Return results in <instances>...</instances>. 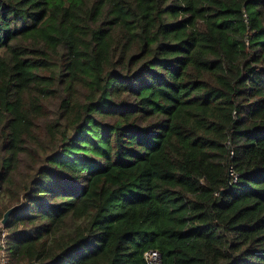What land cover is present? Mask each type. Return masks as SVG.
Instances as JSON below:
<instances>
[{"label": "trees", "instance_id": "1", "mask_svg": "<svg viewBox=\"0 0 264 264\" xmlns=\"http://www.w3.org/2000/svg\"><path fill=\"white\" fill-rule=\"evenodd\" d=\"M2 231L7 264H264V0H0Z\"/></svg>", "mask_w": 264, "mask_h": 264}, {"label": "built area", "instance_id": "2", "mask_svg": "<svg viewBox=\"0 0 264 264\" xmlns=\"http://www.w3.org/2000/svg\"><path fill=\"white\" fill-rule=\"evenodd\" d=\"M230 174L233 176L234 181H237L238 174L233 169H230ZM6 235V231H2L0 234V264H7L6 251L4 247L7 239ZM144 259L146 264H163L162 255L157 249H148L145 251Z\"/></svg>", "mask_w": 264, "mask_h": 264}, {"label": "water", "instance_id": "3", "mask_svg": "<svg viewBox=\"0 0 264 264\" xmlns=\"http://www.w3.org/2000/svg\"><path fill=\"white\" fill-rule=\"evenodd\" d=\"M22 204H23V202L20 204H16V205L10 207L8 210H6V212L4 213L3 218L1 220V224L3 226H5L8 223L9 218L12 215V213L15 212L17 209H19L22 206Z\"/></svg>", "mask_w": 264, "mask_h": 264}, {"label": "rangeland", "instance_id": "4", "mask_svg": "<svg viewBox=\"0 0 264 264\" xmlns=\"http://www.w3.org/2000/svg\"><path fill=\"white\" fill-rule=\"evenodd\" d=\"M7 235H8V233H7ZM7 235H6V236H7ZM0 261H1V260H0Z\"/></svg>", "mask_w": 264, "mask_h": 264}]
</instances>
